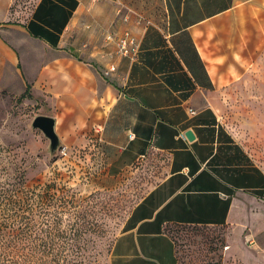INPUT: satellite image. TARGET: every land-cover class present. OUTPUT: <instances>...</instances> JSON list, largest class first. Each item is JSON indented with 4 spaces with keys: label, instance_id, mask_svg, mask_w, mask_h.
<instances>
[{
    "label": "crops",
    "instance_id": "1",
    "mask_svg": "<svg viewBox=\"0 0 264 264\" xmlns=\"http://www.w3.org/2000/svg\"><path fill=\"white\" fill-rule=\"evenodd\" d=\"M14 3L0 0V87L41 97L65 146L97 135L126 166L160 170L111 264H178L172 228L234 220L263 263L264 167L219 110L223 95H264V0H35L26 14ZM126 33L135 57L119 51Z\"/></svg>",
    "mask_w": 264,
    "mask_h": 264
},
{
    "label": "rangeland",
    "instance_id": "2",
    "mask_svg": "<svg viewBox=\"0 0 264 264\" xmlns=\"http://www.w3.org/2000/svg\"><path fill=\"white\" fill-rule=\"evenodd\" d=\"M34 1L15 0L13 9L26 14ZM13 90L0 87V228L6 229L14 220L13 202L3 195L6 189L21 184L24 193H30L36 188L43 197L41 205L47 195L66 196L65 204L55 202L47 212L42 205L38 216L36 233L40 241L53 245L42 247L47 264H57L53 257L57 252L67 254L60 264H111L115 242L126 228L131 210L160 177L155 160H151L149 169L139 161L126 166L125 160L118 159V152L106 150L99 137L92 134L79 146H66V154L50 156L49 140L41 130L31 127L46 102L30 90ZM223 99L221 120L264 167V95L226 94ZM57 131L68 143L60 126ZM241 221L172 228L178 264H251L245 256L253 248L248 224ZM54 228L63 233L55 242L50 238V233L56 232ZM258 229L263 233L264 223ZM262 258L264 261V252Z\"/></svg>",
    "mask_w": 264,
    "mask_h": 264
},
{
    "label": "trees",
    "instance_id": "3",
    "mask_svg": "<svg viewBox=\"0 0 264 264\" xmlns=\"http://www.w3.org/2000/svg\"><path fill=\"white\" fill-rule=\"evenodd\" d=\"M29 88L25 92H28ZM54 186L51 184L50 186ZM4 198H9L13 202L14 220L11 225H7L6 229L0 228V263L1 264H47L48 258L45 256V251L42 247L53 246L49 245L48 241H40L39 235L36 233L38 216L41 212L42 205H46L44 212H47L48 206L58 202L63 205L66 202V196L62 195H47L45 202L42 203L43 197H40L37 189H33L30 193H24V187L17 184L11 189L3 191ZM62 196V197H61ZM264 196V194H263ZM50 214H52L50 212ZM61 210L55 214L57 222L60 223ZM51 219L47 220L46 224H50ZM60 228H54L55 233H50V238L55 242L56 237L60 238L63 233ZM21 247V250H19ZM48 255V254H47ZM55 263H61L62 259L67 258V254L56 253L53 255ZM51 262V261H50Z\"/></svg>",
    "mask_w": 264,
    "mask_h": 264
},
{
    "label": "water",
    "instance_id": "4",
    "mask_svg": "<svg viewBox=\"0 0 264 264\" xmlns=\"http://www.w3.org/2000/svg\"><path fill=\"white\" fill-rule=\"evenodd\" d=\"M31 127L32 129L41 130L44 136L49 140L47 151L50 156L58 155L60 149L65 146L59 134L57 133L55 117L47 114H38L33 118ZM186 135L189 137V139L194 138L192 131H187Z\"/></svg>",
    "mask_w": 264,
    "mask_h": 264
},
{
    "label": "built area",
    "instance_id": "5",
    "mask_svg": "<svg viewBox=\"0 0 264 264\" xmlns=\"http://www.w3.org/2000/svg\"><path fill=\"white\" fill-rule=\"evenodd\" d=\"M119 51L124 56L135 57L139 51V45L135 38H132L129 33H126L118 42ZM67 147L64 146L60 151L62 154H66ZM264 198V196H263Z\"/></svg>",
    "mask_w": 264,
    "mask_h": 264
}]
</instances>
